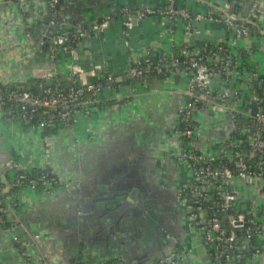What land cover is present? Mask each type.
Masks as SVG:
<instances>
[{"label":"crops","instance_id":"obj_1","mask_svg":"<svg viewBox=\"0 0 264 264\" xmlns=\"http://www.w3.org/2000/svg\"><path fill=\"white\" fill-rule=\"evenodd\" d=\"M228 1L178 0V4L192 12H222ZM231 1L239 20L252 27V33L239 40V50L264 71V0H258L254 14L253 0ZM165 4L166 0H61L54 16L48 0H0V84L32 87L37 81H51L53 74L68 81L72 75L81 81H94L107 71L122 76L147 50L179 49L187 40L180 26L173 37L160 36L168 29L166 16L142 17L137 13L132 28L125 29V17L118 16L106 28L57 52L55 59L51 57L54 37L59 33L86 28L125 5L138 12ZM227 37L224 23L202 21L190 41L220 43ZM186 82L184 71L167 78L151 75L133 88L122 78L117 87H105L102 93L108 101L127 96L128 102L120 110L105 104L90 115L75 117L70 126L45 130V136L21 120H6L0 111V180L10 183L11 164L17 162L30 172L49 168L63 181L51 190L20 191L19 206L9 213V219L19 224L21 235H40L34 248L37 261L142 264L183 249L180 264H210L207 246L190 230L179 199V191L191 181L186 165L178 159L179 142L174 133L185 105ZM226 131L223 110L213 107L199 113L197 132L203 150H213ZM133 167L137 183L150 193L155 189L170 196L164 211H159L161 231L167 232L165 239L156 240L148 227L123 229L104 220L111 212L108 208L116 203L112 197ZM240 192L244 204L255 208L264 205V191L256 186H241ZM0 256L4 264H25L1 226ZM244 264H264V253Z\"/></svg>","mask_w":264,"mask_h":264},{"label":"built area","instance_id":"obj_2","mask_svg":"<svg viewBox=\"0 0 264 264\" xmlns=\"http://www.w3.org/2000/svg\"><path fill=\"white\" fill-rule=\"evenodd\" d=\"M60 2L48 0L54 16ZM257 8L258 0H253V14ZM132 12L125 5L86 28L57 34L52 59L84 36L106 28L118 16L125 17V29L132 28ZM136 13L142 17L166 16L168 29L160 36L173 37L180 26L187 40L179 49L174 44L170 51L147 50L131 62L122 76L107 71L98 74L94 81H81L73 75L68 81L53 74L51 81L37 82L32 87L0 84V111L6 120H21L33 130L67 127L75 117L90 115L105 104L115 110L126 105L127 96L109 101L102 97L105 87H117L122 78L133 88L137 81L151 75L167 78L186 72L185 105L174 133L179 142L178 159L191 176L190 183L179 191L189 228L203 239L210 264H244L249 258L260 257L264 253V205L255 208L250 203L244 204L240 192L245 185L264 191V71L252 64L238 47L239 40L252 33V27L237 22L238 14L231 0L222 12H192L180 6L178 0H166L161 8L146 7ZM202 21L224 23L227 39L220 43L209 40L191 43L190 38ZM213 107L223 110L227 131L219 144L207 151L199 142V113ZM45 146L49 156L50 145ZM11 166L10 183L0 180V226L25 264H41L34 256L40 235L18 234L19 224L9 219V213L19 206L20 191L51 190L63 185V181L54 172L25 171L17 162ZM184 254L183 249H175L142 264H180ZM0 264H4L1 256Z\"/></svg>","mask_w":264,"mask_h":264},{"label":"water","instance_id":"obj_3","mask_svg":"<svg viewBox=\"0 0 264 264\" xmlns=\"http://www.w3.org/2000/svg\"><path fill=\"white\" fill-rule=\"evenodd\" d=\"M131 19L133 22L137 20L136 12H132ZM41 135L45 136L46 131L42 130ZM130 169L132 173L129 174V177L123 179L120 189L112 197L116 200V203L114 206L108 208L111 212L108 216H105L104 220L108 222L113 221L114 226L115 224L116 226L119 224L123 229H129L130 226L137 225L139 227H148L150 230L152 220L153 224L157 227V230L152 231L155 233L156 240L165 239L167 232L161 231L158 217L151 214V193L148 188L143 187L141 183H137L138 177L137 172L134 171V167ZM105 227H107V224ZM20 233V230H18V234ZM117 236L119 237L120 234H117Z\"/></svg>","mask_w":264,"mask_h":264},{"label":"flooded vegetation","instance_id":"obj_4","mask_svg":"<svg viewBox=\"0 0 264 264\" xmlns=\"http://www.w3.org/2000/svg\"><path fill=\"white\" fill-rule=\"evenodd\" d=\"M151 214L156 215V217H158V221L160 222V220H162L161 215L159 214V211H164L162 210L163 205L167 204L166 201L168 199V197L170 196H166L164 195V193H162L161 191H155L151 189ZM166 210V209H165ZM160 215V217H159ZM151 229L152 230H157V227L155 226V224H153V221L151 220Z\"/></svg>","mask_w":264,"mask_h":264},{"label":"trees","instance_id":"obj_5","mask_svg":"<svg viewBox=\"0 0 264 264\" xmlns=\"http://www.w3.org/2000/svg\"><path fill=\"white\" fill-rule=\"evenodd\" d=\"M253 19H255V18H253ZM237 22H239V23H244V24H246V25H249L250 27H251V24H249L248 22H246V21H241V20H237ZM256 27H253V29H255ZM37 82H46V81H37ZM36 82V83H37ZM68 81H64V83H67ZM48 130V129H47ZM40 170V169H39ZM43 170H45V171H47V172H52L51 171V169H43ZM36 171H38V170H35L34 172H36Z\"/></svg>","mask_w":264,"mask_h":264},{"label":"rangeland","instance_id":"obj_6","mask_svg":"<svg viewBox=\"0 0 264 264\" xmlns=\"http://www.w3.org/2000/svg\"><path fill=\"white\" fill-rule=\"evenodd\" d=\"M259 201H261V198H259Z\"/></svg>","mask_w":264,"mask_h":264}]
</instances>
